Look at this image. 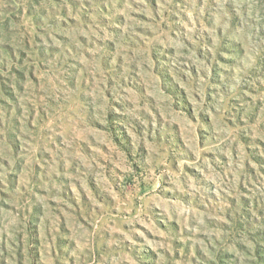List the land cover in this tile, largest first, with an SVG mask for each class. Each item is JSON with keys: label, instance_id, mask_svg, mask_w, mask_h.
I'll return each instance as SVG.
<instances>
[{"label": "rangeland", "instance_id": "obj_1", "mask_svg": "<svg viewBox=\"0 0 264 264\" xmlns=\"http://www.w3.org/2000/svg\"><path fill=\"white\" fill-rule=\"evenodd\" d=\"M0 264H264V0H0Z\"/></svg>", "mask_w": 264, "mask_h": 264}]
</instances>
